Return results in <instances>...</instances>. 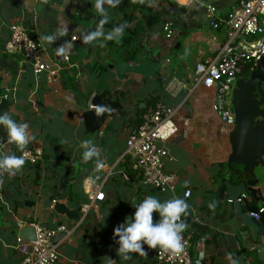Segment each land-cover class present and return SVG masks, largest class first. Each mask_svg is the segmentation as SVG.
I'll return each instance as SVG.
<instances>
[{"label": "crops", "instance_id": "obj_1", "mask_svg": "<svg viewBox=\"0 0 264 264\" xmlns=\"http://www.w3.org/2000/svg\"><path fill=\"white\" fill-rule=\"evenodd\" d=\"M241 1L149 0L143 11L131 9L125 0L115 7L105 4L109 19L103 31L107 34L122 26V35L118 41L102 36L85 44L83 36L95 31L102 18L93 6L95 0H0V102L3 89L7 97L13 93L14 102L3 112L17 123L27 124L32 137L27 147L43 151L35 166L25 165L12 174L0 169V264H22L16 238L20 227L31 220L48 228L73 227L56 264H157V246L152 248L144 240L139 243L145 254L126 252L123 255L128 259L122 258L120 238L114 230L126 218L134 219V205L147 196L164 202L181 198L186 189L192 191L185 200L187 215H183L184 231L192 232V264H230L229 256L237 264H256L258 258L264 261V255L253 248L261 226L246 211L245 203L229 202L248 194L235 174L228 179L231 145L223 129L230 127L213 114L210 91L202 86L189 89L195 65L210 61L225 41L224 33L210 27L205 5L215 4L217 13L225 16ZM149 13L159 17L151 28L146 26ZM166 22H172L175 31L170 40L164 36ZM13 23L23 24L34 39L41 40L54 62L63 59L59 49L72 43L59 76L35 73L22 54L3 51ZM64 29L66 34L59 35ZM49 35L55 36L52 43L42 39ZM75 35L78 40L72 41ZM146 57L159 62L157 73L118 71L117 59L135 66ZM176 80L189 88L172 94L169 88ZM110 93L121 101L123 110L108 117L98 132L87 133L83 112L95 108L89 96L99 94L105 99ZM157 102L177 108L180 130L164 144L172 157L166 169L177 175L174 193L142 184L126 155L129 133L138 128L147 107ZM84 140L92 141L89 147L95 146L99 153L87 162L82 159ZM18 154L17 145L8 142L0 125V156ZM96 160L104 162L100 172L95 171ZM88 177L104 193L102 200L89 199L84 186ZM66 183L70 187L64 202L81 212L80 219H69L54 209L53 201ZM247 200L252 202L249 194ZM86 204L90 207L84 212ZM160 219L154 211V224Z\"/></svg>", "mask_w": 264, "mask_h": 264}, {"label": "built area", "instance_id": "obj_2", "mask_svg": "<svg viewBox=\"0 0 264 264\" xmlns=\"http://www.w3.org/2000/svg\"><path fill=\"white\" fill-rule=\"evenodd\" d=\"M205 10L210 27L224 33L225 41L210 61L198 62L195 65L193 84H190V88L186 82L176 80L170 86L169 92L174 94L175 91L186 88L195 90L199 86L212 89L213 111L223 125L231 128L235 121L231 110L235 83L244 71L250 73L254 70L257 61L264 56V0H242L238 7L225 16L217 13V7L213 3L206 4ZM10 27L11 36L3 46V51L8 55L22 54L24 62L31 63L35 73L47 71L52 77L59 76L69 58V48L63 52V59L54 62L49 59L44 43L34 39L23 24L13 23ZM163 30L166 39L173 38L175 31L172 22H166ZM76 40L78 37L75 35L72 41ZM170 61L166 59L165 63ZM176 114L177 108L157 102L154 106L147 107L142 116V123L132 130L127 138L126 155L132 170L142 184L161 192L174 193L178 186L177 175L166 169V164L172 157L164 146L180 130ZM20 156L25 160L23 166H35L42 160L43 151L38 147L25 146L23 150L19 149L18 157ZM85 192L92 202L104 198V193L99 191V186L95 183H90ZM191 193V189H186L181 198L187 200ZM246 199L248 194L244 193L236 199H229V202L243 204ZM89 207L90 205L86 204L82 210L86 212ZM263 211L264 202L259 208V212ZM251 216L257 219L259 214L251 213ZM34 226L35 241L26 243L19 236L16 238L22 264H56L60 257V247L69 240L73 227L62 224L57 228H48L35 222ZM181 236L184 251L178 255L157 245V264H192V232L183 231Z\"/></svg>", "mask_w": 264, "mask_h": 264}, {"label": "water", "instance_id": "obj_3", "mask_svg": "<svg viewBox=\"0 0 264 264\" xmlns=\"http://www.w3.org/2000/svg\"><path fill=\"white\" fill-rule=\"evenodd\" d=\"M118 71L133 70L135 72L155 74L159 71L160 64L149 58H143L135 66H130L126 61L117 59ZM151 69L146 72L148 68ZM2 100L0 102V112H3L14 102V95L11 92L7 97V90L1 91ZM90 97L91 106L83 112V120L87 133H95L101 130L108 117L113 118L118 111L123 110V104L115 99L113 94H109L103 99L99 94ZM231 110L235 121L228 131V141L231 150L227 159L229 170L228 179L231 180L235 174L237 182L252 198V202L245 200L247 212L258 213L256 222L261 226L257 241L253 248L258 250L259 256L264 255V211L259 212V208L264 202V56L257 61L255 69L249 73L248 77L240 76L234 86L231 101ZM240 166V170H235L232 166ZM233 174V175H232ZM70 183H66L61 194L54 203L56 212L66 215L69 219H80L82 214L77 209H70L64 202L69 196ZM225 187H222L224 190ZM18 236L23 242H33L36 240V229L33 220L31 223L20 227Z\"/></svg>", "mask_w": 264, "mask_h": 264}, {"label": "clouds", "instance_id": "obj_4", "mask_svg": "<svg viewBox=\"0 0 264 264\" xmlns=\"http://www.w3.org/2000/svg\"><path fill=\"white\" fill-rule=\"evenodd\" d=\"M183 3V0H180ZM120 3V0H95L94 8L96 13L101 16L96 30L83 36L82 42L88 44L100 37H104L105 40H119L122 35V26L115 28L112 32L105 34L103 26L108 22V14L105 8V4L115 7ZM66 29L58 31V34L63 36L66 34ZM42 39L52 43L55 36H44ZM68 48L72 47V43L66 44ZM103 46V45H101ZM60 52H64V47L59 49ZM0 125L4 126L6 130L8 142L15 143L18 149L23 150L29 143L32 137L27 131V124L17 123L9 113H0ZM92 144L90 140H84L81 142V147H84L86 151L82 153L83 161L87 162L93 157L98 156L95 146L89 147ZM25 163L22 156L15 155H2L0 156V169L7 170L10 174L14 170H20ZM105 167L104 162L101 160L95 161V171L100 172ZM99 179V176L96 177ZM95 181L88 177L84 180V186ZM136 211L134 213V219L126 218L125 222L118 226L114 230V235L119 236L121 247L119 248V254L122 258L128 259L123 255L126 252H137L145 254L141 244V240H144L150 247L155 248L157 245L160 248L170 250L174 254H180L184 251V244L182 241L181 233L187 228V224L181 220V216L187 215L188 205L182 198H173L164 202H161L157 197L147 196L139 204L134 205ZM158 212L160 220L158 223L153 222V212ZM177 221H180L177 223ZM230 264H237V261L231 259L229 256Z\"/></svg>", "mask_w": 264, "mask_h": 264}, {"label": "trees", "instance_id": "obj_5", "mask_svg": "<svg viewBox=\"0 0 264 264\" xmlns=\"http://www.w3.org/2000/svg\"><path fill=\"white\" fill-rule=\"evenodd\" d=\"M125 1H128L129 5L131 6V9H133V10H139L140 9L141 11H143L146 8V4L149 2V0H125ZM179 7L184 9V6H182V5H179ZM158 22H159V17H156L153 14L149 13L147 20H146V26L151 28L155 24H157ZM30 35L32 36L31 33H30ZM245 72L248 73V71H245ZM204 90H206V91L208 90L212 93V96L214 95V91L212 89L204 88ZM222 166H224V164H222ZM232 167L235 170H240V167L238 165H233ZM183 221H184V216H183ZM258 260H259V262L256 264H264V261L262 259L258 258Z\"/></svg>", "mask_w": 264, "mask_h": 264}, {"label": "rangeland", "instance_id": "obj_6", "mask_svg": "<svg viewBox=\"0 0 264 264\" xmlns=\"http://www.w3.org/2000/svg\"><path fill=\"white\" fill-rule=\"evenodd\" d=\"M170 59H173L174 60V58L172 56H170ZM242 76L248 77L249 76V73H247V72L244 71L243 74H242ZM104 77H105V74H104ZM104 77H103V79H104ZM104 84H106V81L104 82ZM212 105H213V103H212ZM212 112H213L214 115H216V113L213 111V107H212ZM223 130H224L225 134L229 131L227 129H223Z\"/></svg>", "mask_w": 264, "mask_h": 264}]
</instances>
